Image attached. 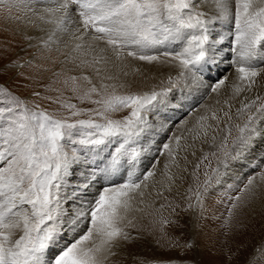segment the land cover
<instances>
[{"label": "snow or ice", "instance_id": "snow-or-ice-1", "mask_svg": "<svg viewBox=\"0 0 264 264\" xmlns=\"http://www.w3.org/2000/svg\"><path fill=\"white\" fill-rule=\"evenodd\" d=\"M0 13L25 41L11 59L0 41V264H119L138 220L206 219L218 193L228 235L264 200V0H0ZM45 64L55 79L21 96L35 79L22 69ZM185 183L181 207L166 193Z\"/></svg>", "mask_w": 264, "mask_h": 264}, {"label": "rangeland", "instance_id": "rangeland-1", "mask_svg": "<svg viewBox=\"0 0 264 264\" xmlns=\"http://www.w3.org/2000/svg\"><path fill=\"white\" fill-rule=\"evenodd\" d=\"M1 18L4 21L2 13H0V20ZM6 24L11 28V35L6 36L7 32L9 34L7 26L3 27V30H1L2 27L0 26V41H14V44L10 45L11 53L7 56V59H11L15 56L16 52H19L24 47L25 41L22 36L13 34V30L17 27L16 24L11 22H6ZM24 58L27 59L28 57ZM43 67L49 69V71H42L35 66L22 69L25 75L34 77L35 79L30 88L26 90L21 89L19 93L21 96H28L33 91L43 93L44 87L55 79L52 73L59 70V67L52 64H45ZM154 82L149 81L148 83ZM47 95L55 97L58 93L50 92ZM63 98L67 99L70 103H76L81 108L95 107L88 103L81 104L70 91H65ZM208 102L211 103V101ZM39 103L42 108L47 109L49 112L62 111L58 104H53L51 101L45 100L39 101ZM121 115L122 113L115 114L116 118H119ZM183 186L187 188L188 185L185 183ZM175 190L171 194L166 193L168 200L184 207L183 194ZM219 199L220 195L214 193L207 200L205 216L208 217L206 219H196L193 221L191 212H180L182 227L173 225L162 226L158 222L161 217L174 219V216L169 217L171 209H165L163 213H158L155 217L149 216L142 221L138 220L136 222L138 229H130L132 235L137 236L138 239L124 246L119 264H141V261H148L150 264H168L169 261H173L174 264H180L181 261L193 259H198L201 264H245L253 256H256L258 264H264V254L254 251L258 247L264 246V231H262L264 224H261L264 223L261 220V218L264 219V210L255 214L251 211L254 217L256 215V221L248 220L246 219V214H242L241 219L245 226L236 227L231 233L225 235V229L222 227L224 216H221V213L226 215V210L224 205L219 203ZM262 201L259 200L260 203ZM160 202L163 203L164 201L161 200ZM259 214L261 215L259 216ZM216 217H219V219H216ZM259 240H261L260 243H258ZM173 242H177L180 245H187L193 242L196 248L195 251H188L186 253L181 248L170 250V245ZM229 255L231 256V260L228 259Z\"/></svg>", "mask_w": 264, "mask_h": 264}, {"label": "bare ground", "instance_id": "bare-ground-1", "mask_svg": "<svg viewBox=\"0 0 264 264\" xmlns=\"http://www.w3.org/2000/svg\"><path fill=\"white\" fill-rule=\"evenodd\" d=\"M0 26L2 27V29L1 30H3V27H6L7 26V28H9V34H8V32L6 33V36H10L11 34V28H10V26L8 27V25L6 24V22H5V20L3 21V19L1 18V20H0ZM12 40V39H11ZM14 44V41L12 40L11 42H10V45H13ZM11 48V47H10ZM56 71H59V70H56ZM53 78H55V77H53ZM41 79V78H40ZM212 102V101H211ZM73 103V102H72ZM76 104V103H75ZM81 106V105H80ZM90 106V105H89ZM63 111V110H62ZM184 189H185V187L183 186L182 188H180L179 189V191L178 192H181L182 194H183V192H184ZM175 191H177V190H175ZM183 198V197H182ZM220 200V199H219ZM262 201V200H261ZM214 202H217V201H214ZM206 203H208V201L206 202ZM262 210H264V200L260 203L259 202V200L257 201V203H256V205H255V211H253L254 212V214L255 213H258V212H261ZM221 211V210H220ZM225 211V210H224ZM163 215V214H162ZM261 214H259V216H260ZM263 215V214H262ZM163 216H165V215H163ZM243 216V215H242ZM246 216H247V218L246 219H248V220H252V221H256V215H255V217H254V215L253 214H251V211L250 212H248V213H246ZM258 216V217H259ZM208 217V216H207ZM210 217V216H209ZM247 220V221H248ZM261 220H262V222L264 221V219L263 218H261ZM251 221V222H252ZM259 221V220H258ZM261 223V222H260ZM261 224H264V223H261ZM243 226H245V225H243ZM248 226V225H247ZM262 231H264V229L262 230ZM263 236V235H262ZM260 241L261 240H259L258 241V243H260Z\"/></svg>", "mask_w": 264, "mask_h": 264}]
</instances>
